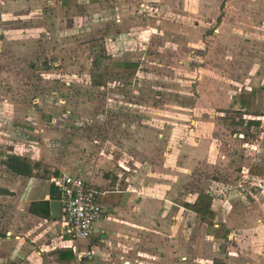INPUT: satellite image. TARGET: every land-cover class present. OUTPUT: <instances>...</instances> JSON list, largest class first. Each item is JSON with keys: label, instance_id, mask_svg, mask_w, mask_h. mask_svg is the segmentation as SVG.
<instances>
[{"label": "rangeland", "instance_id": "obj_1", "mask_svg": "<svg viewBox=\"0 0 264 264\" xmlns=\"http://www.w3.org/2000/svg\"><path fill=\"white\" fill-rule=\"evenodd\" d=\"M8 2L0 0L4 162L19 154L38 175L60 170L83 176L105 203L119 204L116 190L128 192L133 203L150 204L146 210L130 206V237L121 229L127 216L110 207L118 224L109 231L112 240L103 237L107 231H95L77 241L75 264H264V181L244 179V199L226 189L247 170L254 148L257 162H264L258 136L264 92L257 91V109L241 105V94L256 88L264 73V0H204L201 9L188 0V15L159 9L148 18L151 27L133 30H126L137 21L132 13H106L120 0H102L103 9L93 15L77 9L86 19L81 26L54 3ZM44 6L51 9L48 18L40 15ZM127 16L131 22L122 24ZM122 56L140 62L137 74L107 73L104 86L91 82ZM252 118L258 126L250 127ZM199 146L203 152L193 153ZM212 180H222L215 185L222 191L215 189L227 199L232 235L224 239L214 236L213 221L182 207L191 192L210 189ZM155 198L176 202L170 246L163 227L168 207L160 244L148 243L152 231L141 221L147 210H159ZM152 249L154 256L145 252ZM46 252L44 264H56L51 249ZM30 261L42 263L38 256Z\"/></svg>", "mask_w": 264, "mask_h": 264}, {"label": "crops", "instance_id": "obj_2", "mask_svg": "<svg viewBox=\"0 0 264 264\" xmlns=\"http://www.w3.org/2000/svg\"><path fill=\"white\" fill-rule=\"evenodd\" d=\"M7 0V5L10 6V2ZM121 2L113 6H108L105 8L108 13V11H116L120 14H130L135 17L137 20L134 23H130L127 26H129L126 30H133V29H140L144 28L145 26L151 27V24L149 23V17L152 15H155L154 12L158 11L159 9H164L162 12L165 11L166 14L173 12L176 14H186L188 15V0H120ZM198 3L199 8H203L204 0H196ZM44 5L52 4L56 5L58 10H62V12L65 14H69L75 22L72 24L73 26H81L83 24L82 19H85V16L82 15L80 12L77 11V9H84L89 13V15L95 14L98 10L103 9L101 6L102 0H43ZM51 2V3H50ZM40 8V15L45 17L48 16V13L50 12V8ZM50 7V6H47ZM13 8H14V2H13ZM11 10V9H10ZM53 10V9H52ZM76 11V12H75ZM103 11V10H102ZM86 16L87 18H91V16ZM154 17V16H152ZM48 18V17H47ZM67 18V19H68ZM79 19H81V22ZM62 20L61 18H58V21ZM77 20V22H76ZM67 21V20H66ZM124 22H131V18L127 16L126 19H122L121 23ZM60 23V22H59ZM45 24L42 23V26ZM164 26V25H163ZM0 27H3L0 25ZM186 26L182 27V29ZM126 33L129 34V32L125 31L124 36H126ZM113 41V40H112ZM121 44V43H120ZM122 47H126L125 45H122ZM118 61L123 60H133L131 58H124L123 56L121 58H115ZM136 61V60H135ZM117 74V73H116ZM122 75V74H121ZM261 81L258 82L256 85V88H254L251 92H248L249 95L253 96V104L251 107H254L255 109L258 108L259 105V99L257 96V91L264 92V73L260 75L258 78ZM247 93V94H248ZM259 93V92H258ZM258 99V100H257ZM246 109V108H242ZM255 120L252 118L250 121ZM259 120H255L253 123H250V127L258 126ZM264 123L261 124L263 126ZM262 134L258 135L262 142L264 143V130L261 131ZM257 140V138H256ZM254 142V141H252ZM264 146V144H263ZM202 146H199L197 150H192L193 153L197 152H203ZM199 150V151H198ZM201 152V153H202ZM257 154V148H254V153H252V157L249 159V166L247 170H243L240 172V174L235 178L234 181H232V187H229L231 183L227 182L228 186H226L227 190L229 191V195L231 192H235L236 195L242 197L243 199L246 197V192H241V187L244 186V179L249 178L251 180V183L253 185L259 184L258 181H264V162H257V157L255 156ZM6 156L0 154V264H7L8 262L12 261L14 263L18 264H31L30 259L35 258L38 256L40 258L41 264H44L43 257L46 255V250L51 249L53 254V257L55 259L56 264H66L64 262L59 261V253L61 252L62 248L64 247H72L69 244H65L66 241V235L63 231V227L61 226L58 219L52 217L51 215V206L50 202L52 200L51 198V192L54 190L53 185L50 182V177L54 174L48 173L46 175H38L35 172L33 175H22L14 172L12 169L8 167V165L4 162V158ZM191 162H195V157H190ZM222 180H212L213 184L210 185V189H198V190H204L206 193H209L212 196V205L211 209L214 211V217L207 218L210 221H213V224L216 225L215 228L219 227L220 225H223L230 231V235H232V231L228 227V220L227 217L225 218V212H224V202L227 200L224 197L221 198L218 195V191H222V189L216 187L215 185H219V183ZM249 182V181H247ZM246 186V185H245ZM244 186V187H245ZM217 188V189H215ZM197 189L194 192H191V198H186L185 201L193 202L196 198V192ZM112 192H115L118 194L121 193L120 191L111 190ZM123 192V190H122ZM131 195L128 192H123L120 195L119 204H113L111 202H104L107 206V213L105 214L104 218L97 223V232L102 233L107 231L108 234H103V237L106 240H109L113 238L112 233H109L114 226H118V224L115 221H112L115 219V216L113 218V213L109 212L108 210L110 207L112 209L115 208V210H121L122 214L124 216H127L128 219H121V229L124 233H126L127 237L131 236L132 228L131 225H133L132 221L129 220V212L131 210L129 209L131 205L135 204L134 207H142L144 210H146V207H148L150 204L147 202H135L133 203L129 198ZM49 200V211L50 216L45 217L41 216L37 213H33L29 210L30 204L35 201H44ZM184 201V202H185ZM163 201L160 199H154L152 201L153 204H156L159 206V210L157 212H154L153 210H147L144 215H142V218L145 223H149L148 226L143 225V227H146L147 229H151V235L150 239L148 240V243L154 245V243L160 244L161 240V225L163 223L162 221V215H165V206L168 207V219L164 220L163 227L165 230H168V245L170 246V238H173L170 233L171 227H175V224L171 226V220H170V209L171 205H176V202L171 201L168 198H165ZM183 202V203H184ZM161 204L164 205V211L161 209ZM182 207L185 208L182 204ZM186 211L196 215L200 219V217L190 211L189 209L185 208ZM174 211V210H173ZM24 212V215L22 217V214ZM23 218V219H22ZM206 220V219H204ZM140 221V223H141ZM260 222H263V218L259 220ZM105 223V228L102 227V223ZM24 225L23 231L18 233L17 230L22 229V226ZM232 229V228H231ZM146 235V234H144ZM216 238H222V237H216ZM129 239V238H128ZM164 239H166L164 237ZM224 239V238H223ZM165 244H167V241H165ZM73 248V247H72ZM97 244L93 245V249H97ZM74 249V248H73ZM26 252V254H25ZM76 258L72 261L71 264H75L77 260V253L74 249ZM149 255H155V251H145ZM24 253V254H23ZM91 257V256H90ZM127 263V262H126ZM130 263V262H129ZM128 264V263H127Z\"/></svg>", "mask_w": 264, "mask_h": 264}, {"label": "built area", "instance_id": "obj_3", "mask_svg": "<svg viewBox=\"0 0 264 264\" xmlns=\"http://www.w3.org/2000/svg\"><path fill=\"white\" fill-rule=\"evenodd\" d=\"M61 202V217L58 219L63 231L69 236L70 245L89 237L97 230L108 206L99 198L101 193L83 176L72 172H61L50 177Z\"/></svg>", "mask_w": 264, "mask_h": 264}, {"label": "trees", "instance_id": "obj_4", "mask_svg": "<svg viewBox=\"0 0 264 264\" xmlns=\"http://www.w3.org/2000/svg\"><path fill=\"white\" fill-rule=\"evenodd\" d=\"M97 64H100L96 61ZM140 70V62L138 60H123L116 61L111 66L107 67L106 72H99L97 74H93L91 77V82L96 86H104L106 84V74L107 73H117L133 76L138 73ZM253 104V96L249 94L242 93L241 94V105L242 107L249 108ZM255 120L250 121L249 123H253ZM5 163L8 165L10 169L14 172L22 175H33L34 166L31 162L20 156L19 154H11L8 155L5 159ZM60 170H56L54 175L60 174ZM54 187V186H53ZM121 193L118 194L120 196ZM196 198L193 202L185 201L183 206L190 211L196 213L200 219H207L209 217H214V211L211 209L212 205V196L209 193H206L204 190H198L196 192ZM101 195L99 194V198ZM51 198L57 199L58 193L56 188L51 192ZM101 199V198H100ZM29 210L33 213H37L41 216L49 217V200L44 201H35L30 204ZM230 231L226 229L225 226L220 225L215 228L214 236L228 238ZM76 258L74 249L72 247H64L59 253V261L64 262L66 264H71L72 261ZM7 264H18L12 261Z\"/></svg>", "mask_w": 264, "mask_h": 264}, {"label": "water", "instance_id": "obj_5", "mask_svg": "<svg viewBox=\"0 0 264 264\" xmlns=\"http://www.w3.org/2000/svg\"><path fill=\"white\" fill-rule=\"evenodd\" d=\"M52 217L59 219L61 217V202L57 199L50 202Z\"/></svg>", "mask_w": 264, "mask_h": 264}]
</instances>
